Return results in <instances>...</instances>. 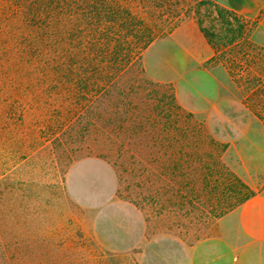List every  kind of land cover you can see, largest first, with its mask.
<instances>
[{
    "label": "trees",
    "instance_id": "trees-1",
    "mask_svg": "<svg viewBox=\"0 0 264 264\" xmlns=\"http://www.w3.org/2000/svg\"><path fill=\"white\" fill-rule=\"evenodd\" d=\"M7 1L0 4V168L14 158L16 169L42 152L57 173L100 158L114 169L116 195L147 218H167L166 227L217 220L264 190V176L254 189L223 161L227 144L178 103L172 83L146 74L145 49L178 27L187 0ZM212 14L235 26L226 45L249 20L218 4ZM197 23L241 100L264 98V88L245 86L226 67L233 56L217 51L224 37ZM254 101L247 105L253 113ZM15 204L0 190V264H94L80 257L81 231L68 248L44 244L48 237L36 229L21 238Z\"/></svg>",
    "mask_w": 264,
    "mask_h": 264
},
{
    "label": "rangeland",
    "instance_id": "rangeland-1",
    "mask_svg": "<svg viewBox=\"0 0 264 264\" xmlns=\"http://www.w3.org/2000/svg\"><path fill=\"white\" fill-rule=\"evenodd\" d=\"M5 2L9 1L0 0V4ZM228 2L237 7L243 4L242 0H187L186 12L181 23L171 32L172 34L170 33L171 35L154 41L145 49L143 64L148 77L172 83L178 103L187 111L195 110L196 114L193 115L198 120L204 121L211 135L227 144L222 155L223 161L232 170L241 171L238 149H244L249 144L247 140H244L241 146L235 143L230 145L227 142V139L234 140L237 137L229 129V124H240V121L225 118L256 113V116L262 119L261 122L264 121V98L255 101L251 100L252 97L245 101L240 98L241 107L235 106L233 102L229 105L222 102L225 94L223 95V92L216 88L211 76L216 80L222 78L211 67L221 64L223 58H212L215 49L206 41L197 22L202 21L205 26H214L217 35L224 37L217 51H227L226 54L233 56L225 65L233 71L235 80L245 86L260 85V89H263L264 4L251 16L246 17L236 11L249 20H241L243 25L241 36H237L231 44L226 45L224 41L235 34L234 31L230 32L235 26L223 25L214 18V14L210 15V12L213 10V4L233 10ZM254 19L258 20L256 26L252 25ZM258 79L260 82L256 81ZM253 101L256 107L254 113L251 107ZM213 102L216 105L214 109L211 107ZM215 110L228 112L230 115H217ZM256 137L259 140L257 141L259 149L255 151L253 159L257 158L262 163L264 135H256ZM13 159L6 161L5 169L0 168L2 179L0 190L7 203H16L17 208L12 211L17 216L18 227L22 231L21 238H24L23 231L26 229H36L38 233L48 237L44 244L54 246L55 242L60 241L68 248L77 239L76 231H81L86 244L80 257L85 262L140 264L137 255L144 250L147 254V264H176L181 261L180 257L176 259L174 256L177 247L178 249L182 246L191 247L218 233L217 220L207 223L194 220L190 223L183 219L182 226L166 227L167 218L159 216L147 218L145 213L132 202L117 195L113 201L103 207L81 205L78 200L86 198L87 193L96 194L101 191L106 193L111 180L117 188L114 169L100 158H95L99 160H94L93 157L79 159L70 164L63 173H57V168L48 160V154L43 152L37 157L28 159L16 169L12 167ZM258 170L261 175H251L254 189L259 187L260 178L264 176V166L259 167ZM116 198L129 202L140 210L145 220V226L141 231L144 236L141 243H136L138 228L135 219L117 207ZM43 224L48 225L43 228ZM117 238L121 240V248L108 247L111 242L117 241ZM90 241L94 243L95 248L89 247ZM37 244L42 245L39 242ZM107 253H111L112 258H109ZM65 257L72 259V255ZM33 258L42 259L43 256L36 253Z\"/></svg>",
    "mask_w": 264,
    "mask_h": 264
},
{
    "label": "crops",
    "instance_id": "crops-1",
    "mask_svg": "<svg viewBox=\"0 0 264 264\" xmlns=\"http://www.w3.org/2000/svg\"><path fill=\"white\" fill-rule=\"evenodd\" d=\"M242 3L240 7H237L228 2L233 11L241 12L247 17L255 14L263 6L264 0H242ZM211 69L219 73L222 78L221 80H216L214 79L215 77L211 76L216 88L222 91L223 95L225 94V99L223 97L222 102H225L227 105L233 102L235 106L241 107L239 89L229 76L227 70L221 64L212 66ZM211 107L213 109L216 107L214 102L211 103ZM191 112L196 114V111L193 109H191ZM215 114L230 115L228 112L218 110ZM225 119L240 121V124H229V129L235 137L237 136L234 140L227 139L230 145L235 143L241 146L244 140L248 141L249 145L247 147L238 149L240 152L238 157L242 170L234 171L252 187L254 181L251 177L253 175H261L258 169L264 166V161L261 163L259 159H253L255 151L259 149L257 147L259 144L257 141L259 140L256 135H264V125L256 115H243L242 117L240 115L234 117L228 116ZM245 133L248 134L245 135ZM94 160L99 159L94 158ZM94 189L97 191L96 187ZM115 191L116 187L111 180L106 193L102 191L96 194L87 193L86 198L79 199L78 202L88 207H103L115 199ZM115 204L123 213L135 219L138 228L136 243H141L144 237L141 231L145 226V220L140 210L133 204L117 198ZM217 229L218 233L210 239L202 240L191 247L182 246L184 249L182 247L178 249L177 247L174 256L176 259L180 257L181 261L176 264H264V190L255 193L219 217L217 219ZM121 246L120 239L108 245V247L113 249H120ZM146 256L147 254L144 250L138 252V262L140 264H147L148 260Z\"/></svg>",
    "mask_w": 264,
    "mask_h": 264
}]
</instances>
